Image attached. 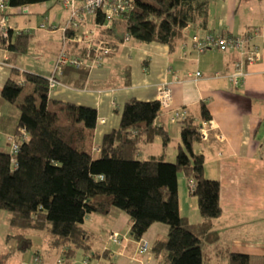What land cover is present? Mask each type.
I'll return each mask as SVG.
<instances>
[{
    "label": "trees",
    "instance_id": "1",
    "mask_svg": "<svg viewBox=\"0 0 264 264\" xmlns=\"http://www.w3.org/2000/svg\"><path fill=\"white\" fill-rule=\"evenodd\" d=\"M6 1L16 12L54 0ZM212 1L135 0L133 11L119 28L131 39L164 44L172 52L186 28H207ZM97 21L102 23V17ZM30 40L24 32L10 31L8 38L0 36V47L26 54ZM68 69L87 73L68 66L63 72ZM24 81L32 91L21 101L24 86L19 77L10 76L1 91L2 99L19 110L16 134L21 129L26 132L15 162L8 151L0 149V213L10 216L14 234L8 240H16L17 250L30 251L33 244L26 233L38 230L47 233L53 249L66 248L65 262L81 252L90 260L98 258L96 251L89 254L94 243L84 226L87 217L95 215L113 223L118 212H125L136 242L155 223L169 227L167 236L152 247L157 264H206V249L219 246L214 226L222 215L221 186L205 175V158L197 151L204 144L199 122L187 117L179 123L182 130L174 161H167L165 155L140 160L141 147L156 137L162 138L164 146L169 143L167 131L155 124L161 111L159 101L126 103L119 127L96 146V108L50 101L48 78L43 76L25 73ZM202 112L203 119L211 121L206 108ZM180 172L188 177L189 190L197 199L198 223L180 213ZM225 258L227 264H250V257L243 253L227 252Z\"/></svg>",
    "mask_w": 264,
    "mask_h": 264
},
{
    "label": "crops",
    "instance_id": "2",
    "mask_svg": "<svg viewBox=\"0 0 264 264\" xmlns=\"http://www.w3.org/2000/svg\"><path fill=\"white\" fill-rule=\"evenodd\" d=\"M46 4L40 5L41 9H45ZM63 9L66 14L61 15L59 20L53 17L49 27L44 25L45 28L41 29L42 25H39L27 29L32 30L31 34H27L31 37L42 33V36H36L39 37L36 44L53 58L52 65L46 64V70L44 67L41 70L31 65L28 67L22 62V56L29 54L30 46L26 54L0 47V147L5 151L9 152L10 148L8 136L16 134L19 110L15 104L2 99L1 91L12 75L19 77V83L24 87L28 86L24 81L25 73L45 78L52 75L63 46V29L69 20V11ZM17 11L19 9L16 12L8 11V24L14 33L25 31L17 30L22 25L19 26L15 18L14 24L11 23L10 16ZM28 14L36 12L30 10ZM208 16L207 28L198 25L186 28L183 38L172 52L167 45L160 43H142L133 38L118 42L116 53L107 64L82 74L69 69L63 72L60 77L62 86L50 93L49 100L96 108L98 124L94 142L99 146L105 134L119 127L120 115L126 103L132 100L159 101L160 90L169 87L172 92L171 105L161 108L155 121L158 127L167 131L169 143L164 146L162 138L156 137L153 143L143 145L138 152L140 160L165 155L169 162L174 161L179 143L169 150L173 132L178 133L175 125L179 124L173 122V112L186 110L187 117L200 122L204 120L202 111L206 108L215 132L223 137L221 140L212 139L210 143L197 148L205 158L206 177L218 180L221 186L222 215L215 220L214 226L219 246L206 249V264L213 261L215 264H227V252L248 255L250 264H264V0H213ZM37 22V19L32 21ZM51 26L55 29L52 30ZM255 29L260 31V35L249 47L258 46L262 60L245 67L247 77L241 86H233L229 79L235 72L239 54L218 50L200 54L193 47V36L245 35ZM103 33L97 32V35L107 38L108 33ZM108 38L113 39L111 36ZM68 48L72 55H79L84 45L70 43ZM14 70L17 71L15 75ZM198 72L201 76L196 78ZM179 127L181 133V124ZM155 144L160 145L156 151L145 150ZM178 190L181 215L192 223L200 222L198 202L189 190L188 177L184 172L178 175ZM8 222L10 224L9 214ZM84 226L94 243V249L89 254H94V251L98 253V258L91 259L90 264H157L152 253L153 244L157 239L165 238L169 232L167 225L153 224L142 238L150 249L140 254L138 242L130 236V218L125 212H118L113 223L99 216H89ZM114 231L125 237L121 247L110 242V234ZM40 232H43L42 237L26 233V237L32 241V249L42 254L45 264H57L60 249H53L47 233ZM12 234L7 235L6 244L10 240L16 243L13 239L8 240ZM3 252L6 249L0 245V258L12 257L10 253ZM29 252L22 253L20 263L30 260ZM86 258L81 252L63 264H83Z\"/></svg>",
    "mask_w": 264,
    "mask_h": 264
},
{
    "label": "built area",
    "instance_id": "3",
    "mask_svg": "<svg viewBox=\"0 0 264 264\" xmlns=\"http://www.w3.org/2000/svg\"><path fill=\"white\" fill-rule=\"evenodd\" d=\"M62 6L69 11V21L63 29L64 38L62 49H67L69 44L84 45L83 51L79 55H70L65 50L59 52L55 65V74L48 78V86L50 93L57 87L62 86L60 77L63 69L73 67L76 69H84L86 71L93 70L107 64L109 59L116 53V45L118 42L130 41L131 37L128 34H123L119 28L120 24L124 23L126 16L133 11L135 0H62ZM9 6L6 0H0V36L8 38V11ZM24 13L28 14V7L19 8ZM101 16L102 23H98L97 19ZM93 24V29L88 26ZM44 29L45 26L40 27ZM54 30L55 27L51 26ZM26 34H31L32 30L22 31ZM97 32L108 33L107 38H101ZM260 35V31L255 29L245 35H207L204 38L193 36V47L198 53H205L209 50H218L222 53H237L240 59L235 64V72L229 77L233 86H241L247 77L245 72L246 66L257 64L262 60V53L258 46L250 43ZM99 36V38H98ZM111 36L113 39L108 38ZM201 74L196 73V78ZM172 102L171 89L163 88L159 92V103L162 109L170 107ZM187 118L186 110L177 109L173 112L172 120L174 123H180ZM216 128L209 120L199 122L198 132L200 139L205 144L211 142L212 139L221 140L223 137L216 133ZM14 142L10 143L9 154L12 161L15 162V157L19 152L22 142L26 139V132L21 129L14 137ZM0 149H2L0 147ZM192 184V183H191ZM125 240L124 235L119 232L110 234V242L115 246H122ZM148 243L140 240L138 242V251L144 254L149 251ZM66 248L60 249V254L57 264L65 263ZM83 264H90V259L86 258ZM23 264H45L43 257L37 253L29 261ZM96 264V263H95Z\"/></svg>",
    "mask_w": 264,
    "mask_h": 264
},
{
    "label": "rangeland",
    "instance_id": "4",
    "mask_svg": "<svg viewBox=\"0 0 264 264\" xmlns=\"http://www.w3.org/2000/svg\"><path fill=\"white\" fill-rule=\"evenodd\" d=\"M61 1L62 0H54V1L46 4V6H45L46 8L45 9H41L40 5H34L31 8L28 7L29 11L30 10H32L33 12L35 11L36 14H26L21 9V10L17 11V13L15 15L10 16V18H12V22L11 23L14 24L13 21H14V18H15V20L18 23V25L19 26L22 25L21 26L22 28L18 27L17 30H25V31L28 28L38 27L39 25H45L46 27H49L50 24L53 22V17L56 16V17H58V20H59L61 15L66 14V12L64 11L63 6L61 4ZM49 6H52V7L50 9H48ZM38 12H40V13H38ZM34 19L38 20L37 24L36 23H32V21ZM57 22H59V21H57ZM7 25L9 27V24H7ZM89 26L93 27V24H91ZM88 28H90V27H88ZM38 34H39V36H42V33H38ZM38 34L36 36H38ZM36 36L35 37H31V40H30V52H29L28 55H23L22 56V62H24L25 65H28V67H30V65H31L33 67H36L37 69H40V70L44 67V69L46 70L48 64L52 65L53 58L49 55V53H46V51L44 49L41 50L37 46L36 42L39 40V37H36ZM61 49H60V51H61ZM62 50H65L66 53L72 55L69 52V48L62 49ZM41 51H44V53L41 52ZM56 61H57V59H56ZM55 65H56V62H55ZM53 74H55V66H54V69H53V72H52V75ZM30 89H31V87L29 85L24 87V89H23V91H22V93L20 95V101L26 95L31 93ZM175 128L178 130V133L175 134V132H173L172 143L169 145V150L170 151L173 148V146H175L177 144V142H179V140H180V132H179V128L180 127H179V124H176ZM14 136H15V134L12 135V136H8V142H12L13 143L14 142V138H13ZM9 146H10V143H9ZM157 147H160V145L159 144H155V145H152V146L149 145L145 150L146 151L147 150L148 151H151V150H155L156 151ZM96 149H98V148H96ZM1 150H3V149H1ZM11 233H14V231L11 232V227H10V224L8 222V214L7 213H0V245H1V247H5V249H6V252H3V253H10L12 255V257L8 258V259L0 258V262H1L0 264H22V263H24V262L20 263V260H21L20 257L22 255H24V254H22L21 252H19L17 250V246H16L17 243L10 242L11 240L9 241V243H7V244L5 243L7 235L11 234ZM27 233L30 236H35L37 234H39L41 237L43 236L42 235L43 232H40L38 230H29ZM13 240H15V239H13ZM36 254H37L36 251L31 249L30 252H29L30 259L32 257H34ZM41 256H42V254H41ZM211 264H215V261L211 262Z\"/></svg>",
    "mask_w": 264,
    "mask_h": 264
},
{
    "label": "bare ground",
    "instance_id": "5",
    "mask_svg": "<svg viewBox=\"0 0 264 264\" xmlns=\"http://www.w3.org/2000/svg\"><path fill=\"white\" fill-rule=\"evenodd\" d=\"M98 20V19H97ZM103 22V21H102ZM103 34H105V33H103ZM106 35V34H105ZM156 121V120H155ZM121 252V251H120Z\"/></svg>",
    "mask_w": 264,
    "mask_h": 264
}]
</instances>
